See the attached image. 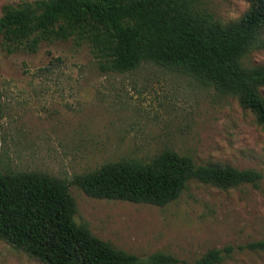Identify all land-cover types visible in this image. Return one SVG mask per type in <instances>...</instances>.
<instances>
[{"label":"rangeland","instance_id":"1","mask_svg":"<svg viewBox=\"0 0 264 264\" xmlns=\"http://www.w3.org/2000/svg\"><path fill=\"white\" fill-rule=\"evenodd\" d=\"M20 1L0 0V9ZM197 1L223 22L248 6ZM244 62L264 63V49H253ZM259 92L264 99V87ZM162 148L197 164L251 169L260 178L227 189L189 180L163 206L93 198L69 185L73 220L140 258L160 252L189 264L228 246L217 264H264V134L248 109L177 70L143 63L102 71L87 44L52 40L34 52L7 50L0 36V170L69 180L121 157L148 161ZM254 242L263 245L248 246ZM0 264L40 263L0 240Z\"/></svg>","mask_w":264,"mask_h":264},{"label":"trees","instance_id":"2","mask_svg":"<svg viewBox=\"0 0 264 264\" xmlns=\"http://www.w3.org/2000/svg\"><path fill=\"white\" fill-rule=\"evenodd\" d=\"M223 22L197 0H30L3 4L0 36L34 52L40 41L87 44L102 71L151 63L189 75L248 109L264 134V63L244 62L264 49V0ZM260 174L217 162L195 163L162 148L148 161L121 157L69 180L31 170H0V240L40 264H179L160 252L140 258L113 247L73 220L69 185L93 198L163 206L189 180L220 189L254 184ZM260 242L249 243L258 247ZM229 247L211 248L189 264H217ZM187 264V263H184Z\"/></svg>","mask_w":264,"mask_h":264}]
</instances>
